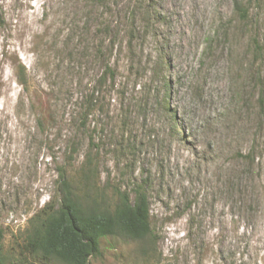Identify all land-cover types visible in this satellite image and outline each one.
<instances>
[{
    "label": "rangeland",
    "instance_id": "obj_1",
    "mask_svg": "<svg viewBox=\"0 0 264 264\" xmlns=\"http://www.w3.org/2000/svg\"><path fill=\"white\" fill-rule=\"evenodd\" d=\"M110 1L112 21L142 6ZM97 3L0 0L3 264H44L24 250L29 218L56 197V166L71 142V168L82 161L88 130L103 139L100 182L129 189L146 180L151 237H103L87 264H264V112L232 0H150L155 35L135 43L130 72L126 53L118 59L127 84L121 78L81 127V94L102 66L92 59ZM85 20L89 29L79 37L75 24ZM122 132L134 152L112 151ZM253 145L249 165L240 154Z\"/></svg>",
    "mask_w": 264,
    "mask_h": 264
},
{
    "label": "trees",
    "instance_id": "obj_2",
    "mask_svg": "<svg viewBox=\"0 0 264 264\" xmlns=\"http://www.w3.org/2000/svg\"><path fill=\"white\" fill-rule=\"evenodd\" d=\"M95 2L100 11L91 31L94 44L92 59L100 62L101 71L92 83V88L81 94L79 105V125L84 127L89 114L102 107L113 87L122 80L124 66L120 57L126 53V71L132 67L135 43L144 40L145 35H155L152 13L155 10L148 4L150 0H140L129 7L120 17L111 20L115 6L106 0H83ZM97 1V2H96ZM138 1V0H137ZM112 2V1H110ZM112 3L116 4L114 0ZM145 3V4H144ZM264 0H232V16L236 30L249 36L248 52L250 63L248 77L252 89H257L256 104L264 112ZM113 4V5H114ZM119 10L116 15L119 16ZM263 22V24H262ZM231 23V22H230ZM77 24V25H76ZM75 24L79 37L87 33L86 20ZM140 44V42H139ZM210 44H206L205 51ZM159 68V67H158ZM18 81L25 84V70H18ZM167 79H163V94L160 104L168 103ZM122 92V91H121ZM123 94V92H122ZM120 98V106L124 104ZM120 111V110H119ZM123 126L127 123L121 120ZM121 127V131L125 130ZM113 144L115 152L126 154L134 152V144L129 136H123ZM87 147L82 161L71 168L77 142H71L65 154L64 164L56 166V197H52L41 209L29 218L28 233L24 250L31 258L44 264H87L99 252L100 239L106 236H122L132 240H145L151 237L149 222V201L145 191L146 180L134 181L129 189L119 183L100 182L98 168L99 152L103 145L102 137L96 138L91 130L86 132ZM125 142V143H124ZM259 146V144H258ZM257 146L250 147L240 156L249 165L254 164ZM70 166V167H69ZM2 230L0 228V264L4 263L2 254Z\"/></svg>",
    "mask_w": 264,
    "mask_h": 264
}]
</instances>
